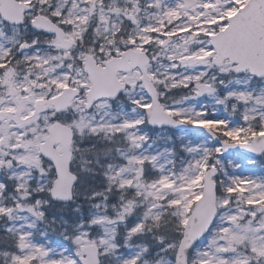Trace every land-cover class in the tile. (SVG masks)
<instances>
[{
	"label": "snow or ice",
	"instance_id": "snow-or-ice-1",
	"mask_svg": "<svg viewBox=\"0 0 264 264\" xmlns=\"http://www.w3.org/2000/svg\"><path fill=\"white\" fill-rule=\"evenodd\" d=\"M0 264H264V0H0Z\"/></svg>",
	"mask_w": 264,
	"mask_h": 264
}]
</instances>
